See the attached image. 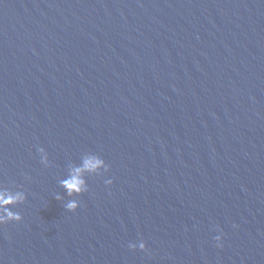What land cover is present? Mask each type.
Returning <instances> with one entry per match:
<instances>
[{"label":"water","instance_id":"obj_1","mask_svg":"<svg viewBox=\"0 0 264 264\" xmlns=\"http://www.w3.org/2000/svg\"><path fill=\"white\" fill-rule=\"evenodd\" d=\"M0 196V264H264V0H0Z\"/></svg>","mask_w":264,"mask_h":264},{"label":"clouds","instance_id":"obj_2","mask_svg":"<svg viewBox=\"0 0 264 264\" xmlns=\"http://www.w3.org/2000/svg\"><path fill=\"white\" fill-rule=\"evenodd\" d=\"M101 162L98 159H90L85 161V168L89 169V170H94L96 169L99 164ZM77 171V175H73L70 179L66 180L63 182L64 187H66L69 191V194H71L72 192H79L82 190L81 186L83 185L84 181L79 177L78 173H79V169L76 170ZM15 202L11 197L5 198L3 196H0V206H7L9 203H13ZM76 205L74 203H71L68 205L69 209H75ZM8 218H12V219H17L19 220L20 217L19 216H13L12 213L8 212L7 214ZM216 241H217V246L220 247L222 245H220L219 241L221 239L220 236H216L215 237ZM140 248L143 250L145 249V245L142 243L140 245Z\"/></svg>","mask_w":264,"mask_h":264}]
</instances>
